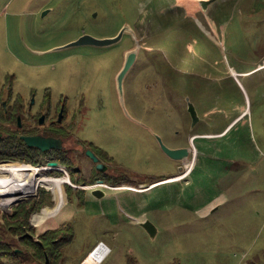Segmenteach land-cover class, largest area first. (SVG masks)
I'll use <instances>...</instances> for the list:
<instances>
[{"label":"rangeland","instance_id":"obj_1","mask_svg":"<svg viewBox=\"0 0 264 264\" xmlns=\"http://www.w3.org/2000/svg\"><path fill=\"white\" fill-rule=\"evenodd\" d=\"M206 11L210 26L194 1L0 0V84H5L4 90L9 87L19 93L50 87L54 93L68 95L86 92L83 119L77 111L85 127L75 139L81 144V139L91 140L107 149L119 173L116 183L108 182L116 184L114 188L125 184L139 189L111 191L99 204L105 211L78 214L75 236L61 248L62 264H77L97 237L104 238L109 247L100 264H264V65L249 76L240 75L249 94L246 115L232 126L228 137L210 134L204 138L201 150L208 158L198 165L195 158L200 149L194 138L196 129L220 130L243 112L236 105L243 100L241 85L220 77L226 76L229 65L239 69L264 64V0H216ZM125 23L132 29L117 43L56 49L82 33L116 34ZM135 46L138 55L124 78L121 97L116 73L125 52ZM88 72L96 80L94 85L88 82ZM248 83L255 87L251 89ZM218 84L238 99L228 110L223 109L227 101L217 93ZM185 95L204 119L195 130ZM74 104L78 107V99ZM157 135L168 146L186 140L191 147L182 171L163 153ZM90 164L81 155L69 164H59L65 165L66 172L30 165L49 181L54 174L65 175L63 189L70 203L65 190L69 176L74 178L73 188L84 182L76 178L82 172L74 174L73 168L88 170ZM16 165L11 170L20 175L23 168L15 169ZM168 174L183 175L150 183L147 188L139 184L144 176ZM18 178H5L9 191L31 187L34 190L25 197L36 193L39 198L41 186L53 199V185L26 184ZM84 189L86 203L89 195ZM216 194L217 206L207 207L203 198ZM18 199L0 193L1 224L5 225L3 212L13 209ZM46 203L38 211L49 208L59 213L65 208ZM195 206L204 210L197 211ZM72 209L70 204L66 211ZM123 216L119 222L111 220ZM143 217L157 225L154 237L139 224ZM59 225L38 230L34 224L30 232L39 240L40 234ZM2 239L12 241L14 249L24 248L19 233L6 230ZM3 260L16 264L11 257Z\"/></svg>","mask_w":264,"mask_h":264},{"label":"trees","instance_id":"obj_2","mask_svg":"<svg viewBox=\"0 0 264 264\" xmlns=\"http://www.w3.org/2000/svg\"><path fill=\"white\" fill-rule=\"evenodd\" d=\"M3 87H5V84H0L1 92L5 91ZM12 111L9 109V111L5 112L3 104H1L0 101V131L2 132L0 135V168L11 167L17 161L41 165L44 164L46 160H58L59 163L66 162L69 164L67 157L62 152L41 151L35 146L26 144L20 137V134H25V131L17 127V125L15 127L9 125L10 123L15 124L17 117L16 112L14 110ZM18 167L24 168V172L28 171L25 179H21V183L25 180L26 184L43 183L46 185H53L56 205L61 207L66 205L65 208H69L70 204L66 202L63 189L64 181L67 179L65 175V178L59 177L55 179L53 177L51 181H49L44 175L38 174V169L36 167L22 164L15 167V169ZM53 170L54 169H51L50 171ZM21 173L22 171L20 174ZM10 176V178L14 179L15 177L17 179L19 174L14 175L10 173ZM72 179L74 180L73 177ZM5 182V180L2 181L0 179V193L3 192L7 193V195H14V197H19V199L12 203L13 209L3 212V223H5V225L0 223V264H7L3 260L4 257L15 259L16 264H62L61 248L63 245L71 242L74 237V225L72 221L63 222L59 225L60 227L46 230L39 235V240L25 237L22 239L20 238L24 245V248L21 250L14 249V245L11 244L12 241L2 239L6 230L11 234L24 233L26 230L32 231L33 225L30 222L31 214L40 210V208L47 204L46 202H49L48 204L53 203L50 194L44 187L39 186L37 189V193L41 191L39 198H36V193H33L32 196L25 197V195L32 192L34 188L25 187L17 192H12L8 190ZM77 182L79 181L77 180ZM65 190L67 191L69 201L75 202V204L81 208L85 201V190L81 188L74 189L70 184H67V189ZM88 195L87 206L96 205L97 202L94 200L93 195L90 192H88ZM48 209L35 212L32 215V222L37 226L38 230L55 226L56 222L53 220L55 218L57 219L56 221H59L62 219L61 217H66L67 211L65 209L59 213L56 209V214L54 209L51 211ZM40 214H42V216L44 215V217H41L39 220L38 217Z\"/></svg>","mask_w":264,"mask_h":264},{"label":"flooded vegetation","instance_id":"obj_3","mask_svg":"<svg viewBox=\"0 0 264 264\" xmlns=\"http://www.w3.org/2000/svg\"><path fill=\"white\" fill-rule=\"evenodd\" d=\"M120 56L122 59L123 57L121 51H120ZM87 74L89 77L88 82L90 83L92 81L94 85L96 83V80L92 79L89 72ZM0 96H1L0 101L1 104H3V108L5 112L9 111V109L10 111L14 110L17 114L16 116L17 117L20 116L21 118V125H18V119L16 117L15 124H11V123L9 124L11 125V127H15L17 125V127H20L22 130L25 131L26 135L39 134L42 136H51L59 139L60 147L49 148L46 150V152H53V151L62 152L67 157L68 162H70V159L74 161L76 156L78 157L81 155H84L88 159V161L91 163L88 170L85 169L84 167L73 168L74 174L75 173L78 174L82 172V174L76 178L82 179L84 181L83 182L84 184L82 183L80 186L77 185V187H75L74 189L87 188L88 192H90L92 186H88V185L86 186V184L87 183L94 184L98 179H102L104 183L105 182L108 183V181L116 183L119 176L117 173L118 171L116 167L117 165H115L114 167L109 165L111 163L110 161H113V159L108 154V151H106V149H104L101 145L92 142L91 140L81 139L83 140L81 141L83 142L84 144L83 145L77 142V139H75V135L78 134V136L80 137V132H81L80 130H82L85 127V124H82V120L80 121L78 120L77 111H79L80 116H82L83 113V117H82L83 119L85 115L84 111L86 108L84 105L86 92L82 91L80 95H68V94H64V92L54 93L50 87H45V89L41 91L31 89L28 92L15 93L12 92L8 87V91H4V92L0 91ZM74 99H78V107L75 106ZM87 149L92 150L93 153L98 157L99 161L104 163L103 169L101 170L97 169L96 167L97 162H95L87 154ZM48 161L49 160H47L46 162ZM18 162L20 161H17L11 167L0 168V179L2 181L5 180L6 177H11L10 173L15 174V171H12L11 169H13ZM24 171L25 170L23 168L22 173H24ZM116 173H117V177L115 178ZM55 176H59V175H55ZM60 177L65 178L64 176L61 175ZM70 180H72L71 177ZM112 185H116V184H112ZM95 186L103 188L106 191V196L110 195V192L114 190H121V189H126L127 191L138 190L137 188H130V187L127 188L124 186L120 188H114L111 186H106L101 184L100 185L96 184ZM99 204L101 203L99 202ZM63 207L66 206L64 205ZM95 207H98V204H96ZM63 209L66 210V208ZM53 220H55L56 222L55 225H57L61 221V220L56 221L57 220L56 218ZM23 237L33 239V234L29 230L28 231L26 230L24 233H19V238L22 239Z\"/></svg>","mask_w":264,"mask_h":264},{"label":"water","instance_id":"obj_4","mask_svg":"<svg viewBox=\"0 0 264 264\" xmlns=\"http://www.w3.org/2000/svg\"><path fill=\"white\" fill-rule=\"evenodd\" d=\"M182 1H191V0H182ZM198 3V6L201 10L206 11L210 5L216 1V0H195ZM132 27L128 24L125 23L123 26L120 28V30L113 35H108V36H102L98 37L95 35H92L90 33H82L75 39H72L68 41L67 43H64L63 45L57 46L56 49L60 48H66L68 46L72 45H96V46H108L114 43L119 42L124 33L127 30H131ZM138 55V48L135 46L133 48L128 49L125 52L124 56V61L118 72L116 73V87L118 94L122 97L123 96V82L124 78L127 74V72L130 70L132 65L134 64L136 58ZM186 102H187V110L191 116V128L194 126V124L199 120V114L197 112V109L195 107L194 102L189 98V96H186ZM18 119V125H21V118L20 116L17 117ZM1 135V131H0ZM21 138L24 139L26 144L29 146H35L39 148L41 151H46L49 148L52 147H60V140L51 137V136H42L39 134L35 135H26V134H21ZM157 139L159 142V145L161 146L162 150L172 159L176 160H183L188 158L190 152H191V147L190 146H178V147H171L166 145L162 138L157 135ZM87 154L95 161L97 162V169H103L104 163L100 162L98 157L93 153L92 150L87 149ZM48 164L50 166H57L59 162L57 160H49ZM104 181L102 179H98L96 183L94 184H89L88 186L91 187V194L96 196V197H102L106 194V191L98 186H95L96 184H103ZM154 184V183H153ZM150 185L146 184L144 188L149 187ZM33 214V213H32ZM139 224L144 227V229L147 231L150 237H154L158 231L157 225L148 217H145L144 219L139 220Z\"/></svg>","mask_w":264,"mask_h":264},{"label":"crops","instance_id":"obj_5","mask_svg":"<svg viewBox=\"0 0 264 264\" xmlns=\"http://www.w3.org/2000/svg\"><path fill=\"white\" fill-rule=\"evenodd\" d=\"M213 4V3H212ZM212 4H211V6H212ZM210 8V7H209ZM198 10H201V9H198ZM203 13V17H204V19H205V15H206V13H207V11H203V10H201ZM188 13L189 14H191L190 12H189V10H188ZM196 18H197V16H196ZM206 20V19H205ZM207 21V20H206ZM207 23V25L209 24V22L207 21L206 22ZM209 26H210V24H209ZM208 31V30H207ZM212 34V33H211ZM212 36H213V34H212ZM213 39L215 40V41H219V39H217L215 36H213ZM220 43H221V45H222V41H219ZM264 64H260V63H258L257 65H256V63L255 64H252L250 67H246V68H236L235 66H233V65H229V67H228V70L226 71V76H223V77H220V78H224V79H231L236 85H237V82L241 85V87H242V90H243V92H242V95H243V100H239V102H237V104L235 103V100H238V99H236L235 97H230L229 95H228V93H227V91L226 90H224V87H223V85L222 84H218L217 86H216V89H217V93H221L222 94V97H221V99H224V100H226L227 101V107L225 108H223V109H226V110H228V108H230V105L231 104H236V105H238V107H242V109H243V112H241L240 114H238L230 123H228L227 124V122H226V125L223 127V128H220V130L219 129H217V130H206V129H196L195 130V125L198 123V122H203L204 121V119H203V116H202V114H200V112L197 110V112H198V114H199V120L194 124V130H195V133H194V138H195V141H198V144H197V148L198 149H200V151L198 152V153H200V156H198L200 159V162H199V160H198V157L196 156V158H195V161H196V164L198 165V164H202L203 163V159L204 158H208V157H205V155H202V150H201V146H202V144H203V142H205V140H204V138L207 136H209L210 134L213 136V137H216V136H222L221 138H226V137H228L229 135H228V133L229 132H231V130L233 129L232 128V126L233 125H235V123L236 122H238V120L241 118V117H244L245 115H246V101H249V94H248V91H247V88H246V86H245V84H244V82H242L241 81V78H240V75H243L244 77H246V76H249L250 74H252L253 72H254V70H257V69H259V70H261L262 69V66H263ZM238 86V85H237ZM248 86L252 89V87H255V84L254 83H248ZM196 88H198V87H196ZM199 90V89H198ZM197 90V91H198ZM199 92V91H198ZM226 94V95H225ZM186 96H189V95H185V101H186ZM190 98V97H189ZM216 98H219V95L218 94H216ZM195 104V103H194ZM200 106V105H199ZM195 107H196V105H195ZM186 109H187V102H186ZM197 109V108H196ZM188 111V110H187ZM226 115V117H227V114H225ZM191 117V116H190ZM228 120V119H227ZM192 127V128H193ZM199 127H200V125H199ZM217 131V132H216ZM218 131H220V132H218ZM203 132H205V133H203ZM197 139V140H196ZM204 140V141H203ZM187 145V142H186V140H185V143L183 142H181V143H177V144H174V145H170L171 147H178V146H186ZM104 149H106L105 147H103ZM106 151H107V149H106ZM163 153L164 154H166L164 151H163ZM167 155V154H166ZM191 155V152H190V154H189V156ZM216 155V154H215ZM215 155H212V158H216V157H214ZM168 156V155H167ZM188 156V157H189ZM169 157V156H168ZM171 158V157H170ZM172 159V158H171ZM187 159V158H186ZM186 159H183V160H176V159H172L174 162H175V164H176V166L178 167V171L180 170V171H182V168H183V166H185L186 165ZM111 163L109 164L110 166H112V167H114L115 165H117V164H115L114 163V160L113 161H110ZM199 162V163H198ZM183 165V166H182ZM112 167H111V169H112ZM177 171V172H178ZM176 172V173H177ZM175 173V174H176ZM175 174H168V175H157V176H155V177H147V176H141V177H143V178H139V179H144V180H146V181H142V182H140L139 184L143 187V186H145L146 184H150V183H156V182H159V181H161V180H165V179H167V178H169V177H172V176H174ZM118 175H119V173H118ZM183 175V174H182ZM132 178V177H131ZM134 179H137V178H134ZM125 180H123L122 182H124ZM109 182V181H108ZM111 183V182H110ZM110 183H107V182H105V183H103V184H101V185H106V186H110L111 185V187H115L116 185H112V184H110ZM67 184H69V183H67ZM192 185H194V183L192 182L191 183ZM190 184V185H191ZM98 185H100V184H98ZM124 186H125V184H124ZM126 186H132V187H134L133 185H126ZM140 186V187H141ZM117 187V186H116ZM136 187V186H135ZM200 189V188H199ZM199 189H198V187L196 188V190H198L199 191ZM195 190V191H196ZM179 192H180V189H179ZM203 192V189L201 190L200 189V191H199V193H202ZM91 193V192H90ZM194 193V192H193ZM106 196V194L104 195V196H102V197H96V196H94L93 195V197H94V200H96V202H97V204H98V207H95V205L93 206V207H88L87 208V202H88V200L86 201V203H85V201H84V204H83V206H82V208H79L76 204H75V202H73V201H69L70 203H68V204H71L72 206H73V210H72V213L70 214V215H68L66 218H65V220L63 221V222H66V221H72L73 222V225H74V219H76L77 218V215L78 214H80V213H83V212H85L86 210L87 211H89V212H91V211H93V210H100V209H103L102 207H99V202L100 203H102V199H104V197ZM206 198H203L204 200H205V205L207 206V207H210V206H213V208L214 207H216L217 206V203H218V198H219V194H216V196L214 197V196H212V195H206L205 196ZM189 198L191 199V196H189ZM53 205H55V203H56V201H55V199H54V197H53ZM75 200V199H74ZM74 205H75V207H74ZM184 206V205H183ZM187 206H189V207H191L190 205H187ZM167 207H171V205H169V206H167ZM196 207V206H195ZM192 208V207H191ZM204 206H202V207H200V208H195V209H197V211H200V212H202L204 209ZM150 208L149 207H147V209L145 210V213L149 210ZM104 211H105V209H103ZM110 211V210H109ZM34 214V213H33ZM32 214V215H33ZM108 215H110L111 216V214L110 213H108ZM126 217H121V218H118V219H114V218H112L111 217V220H112V222H119L120 220H124ZM30 221H31V224H33L34 225V223L32 222V219L30 218ZM63 222H59L57 225H55V226H52V227H56V226H58L59 224H61V223H63ZM52 227H50V228H52ZM74 236H75V226H74ZM74 238V237H73ZM73 240V239H72ZM99 241H103L104 243H106L105 242V239L104 238H102V237H97L96 238V240L91 244V245H89L88 246V248H86V252H85V254L79 259V261H78V263L79 262H81V264H84L83 262H84V259H86L85 257L89 254V252H90V250L92 249V247H94ZM72 242V241H71ZM71 242H69V243H71ZM68 243V244H69ZM67 244V245H68ZM107 244V243H106ZM107 256V255H106ZM77 263V264H78ZM98 264H100V263H98Z\"/></svg>","mask_w":264,"mask_h":264},{"label":"bare ground","instance_id":"obj_6","mask_svg":"<svg viewBox=\"0 0 264 264\" xmlns=\"http://www.w3.org/2000/svg\"><path fill=\"white\" fill-rule=\"evenodd\" d=\"M191 1H194V2H196L195 0H191ZM188 2H190V1H188ZM187 3V2H186ZM196 5H197V9H200L199 8V6H198V3L196 2ZM191 12V11H190ZM194 139V138H193ZM22 164H25V163H23V162H18L17 163V165H16V167L17 166H20V165H22ZM25 165H29V166H31L30 164H25ZM57 166H59V168L61 169V166L60 165H57ZM33 167V166H32ZM46 168H50L49 166H46ZM9 171V170H8ZM27 172L28 171H26L25 173H23L22 175L20 174L19 176H20V178H23V179H25V176H26V174H27ZM186 173V172H185ZM177 176H182V175H176V176H173V177H177ZM55 179H57L58 177H60V175L59 176H53ZM19 178H17V180H18ZM157 183V182H156ZM155 184V183H154ZM150 185V184H149ZM152 185V184H151ZM150 187V186H149ZM69 206V205H68ZM67 209V208H66ZM67 214H71V210H68L67 211ZM144 218V217H143ZM142 218V219H143ZM109 253V247H108V245L106 244H104V243H102V244H99L94 250H92V252L91 253H89L88 254V256H86V259L84 260L85 262H84V264H98V263H100L105 257H106V255Z\"/></svg>","mask_w":264,"mask_h":264},{"label":"built area","instance_id":"obj_7","mask_svg":"<svg viewBox=\"0 0 264 264\" xmlns=\"http://www.w3.org/2000/svg\"><path fill=\"white\" fill-rule=\"evenodd\" d=\"M10 162H13V161H10ZM25 163V162H24ZM27 164H31V163H27ZM60 164V163H59ZM58 164V165H59ZM40 167H45V166H49L50 168H49V170H51V169H56V170H65V172H66V169H65V165H63L64 167L63 168H59V166H50L49 164H48V162H45V165H43V164H41V165H39ZM67 174V173H66ZM54 175H57V174H54ZM69 176V175H68ZM70 178V177H69ZM69 184L71 183L72 184V182H71V180H70V182H68ZM24 198V197H23ZM102 243H104L103 241H99L93 248H92V250H94L99 244H102ZM105 245H106V243H104ZM92 250L89 252V253H91L92 252Z\"/></svg>","mask_w":264,"mask_h":264}]
</instances>
